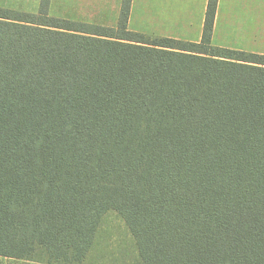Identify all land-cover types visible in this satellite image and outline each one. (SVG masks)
<instances>
[{
  "label": "trees",
  "instance_id": "16d2710c",
  "mask_svg": "<svg viewBox=\"0 0 264 264\" xmlns=\"http://www.w3.org/2000/svg\"><path fill=\"white\" fill-rule=\"evenodd\" d=\"M0 8V257L264 264V55ZM119 258V260H121ZM110 261L116 264L117 259Z\"/></svg>",
  "mask_w": 264,
  "mask_h": 264
},
{
  "label": "crops",
  "instance_id": "0c3cea01",
  "mask_svg": "<svg viewBox=\"0 0 264 264\" xmlns=\"http://www.w3.org/2000/svg\"><path fill=\"white\" fill-rule=\"evenodd\" d=\"M121 2L122 0H49L47 11L52 18L115 28ZM207 3L208 0H131L127 29L150 37L198 43ZM39 5L40 0H0L1 9L30 14H36ZM211 45L264 55V0H217ZM117 219L121 220L119 217Z\"/></svg>",
  "mask_w": 264,
  "mask_h": 264
},
{
  "label": "rangeland",
  "instance_id": "374dc122",
  "mask_svg": "<svg viewBox=\"0 0 264 264\" xmlns=\"http://www.w3.org/2000/svg\"><path fill=\"white\" fill-rule=\"evenodd\" d=\"M151 38H155V37H151ZM117 218L118 217L113 212H109L107 213L106 217L103 218L102 220V227H101L102 234L100 235L106 239L111 238V239L105 240L104 244L105 245L108 244L109 240H113L112 242H114V243H111L112 244L111 246L109 245V247L104 249V253L105 252L109 253V257H108L109 259L103 258L101 256V253L96 252L93 254V258H91L87 264H110L111 260L115 262L114 259H117L116 264H124L125 260L121 259L122 256L119 254L120 253L119 250L121 249L117 246V241H120L119 239H123L125 237L127 228L124 222L121 220H118ZM119 258L121 260H119ZM0 264H27V263H22L20 261L0 258Z\"/></svg>",
  "mask_w": 264,
  "mask_h": 264
}]
</instances>
